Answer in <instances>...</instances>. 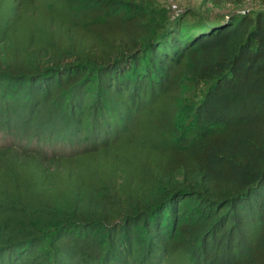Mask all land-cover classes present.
Masks as SVG:
<instances>
[{"label": "trees", "instance_id": "trees-1", "mask_svg": "<svg viewBox=\"0 0 264 264\" xmlns=\"http://www.w3.org/2000/svg\"><path fill=\"white\" fill-rule=\"evenodd\" d=\"M0 264H264V0H0Z\"/></svg>", "mask_w": 264, "mask_h": 264}, {"label": "rangeland", "instance_id": "rangeland-1", "mask_svg": "<svg viewBox=\"0 0 264 264\" xmlns=\"http://www.w3.org/2000/svg\"><path fill=\"white\" fill-rule=\"evenodd\" d=\"M158 2L170 10L172 13L181 12L187 7H197L200 0H158ZM201 94V86L195 87L193 91L189 94L191 99H197Z\"/></svg>", "mask_w": 264, "mask_h": 264}]
</instances>
